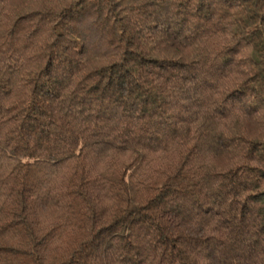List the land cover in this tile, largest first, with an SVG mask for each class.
<instances>
[{"label":"trees","instance_id":"1","mask_svg":"<svg viewBox=\"0 0 264 264\" xmlns=\"http://www.w3.org/2000/svg\"><path fill=\"white\" fill-rule=\"evenodd\" d=\"M0 264H264V0H0Z\"/></svg>","mask_w":264,"mask_h":264}]
</instances>
